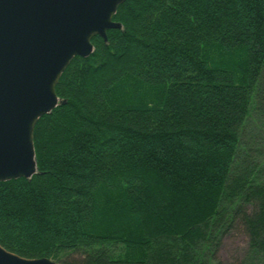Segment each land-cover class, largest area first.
I'll return each mask as SVG.
<instances>
[{"label":"trees","instance_id":"obj_1","mask_svg":"<svg viewBox=\"0 0 264 264\" xmlns=\"http://www.w3.org/2000/svg\"><path fill=\"white\" fill-rule=\"evenodd\" d=\"M114 20L38 119V172L0 181V244L64 264H264V0H125ZM233 232L249 246L225 263Z\"/></svg>","mask_w":264,"mask_h":264},{"label":"water","instance_id":"obj_2","mask_svg":"<svg viewBox=\"0 0 264 264\" xmlns=\"http://www.w3.org/2000/svg\"><path fill=\"white\" fill-rule=\"evenodd\" d=\"M125 0H0V181L38 172V119L64 103L56 86L75 56L94 51L93 37L122 28ZM0 264H64L28 258L0 244Z\"/></svg>","mask_w":264,"mask_h":264},{"label":"rangeland","instance_id":"obj_3","mask_svg":"<svg viewBox=\"0 0 264 264\" xmlns=\"http://www.w3.org/2000/svg\"><path fill=\"white\" fill-rule=\"evenodd\" d=\"M252 125H255L253 130L258 129V127L256 126L258 125V122L252 121L249 129H251ZM248 246V238L245 235L238 232H233L231 234H228L223 239L222 245L219 250V256L225 263H230L234 261V259L243 257L247 252Z\"/></svg>","mask_w":264,"mask_h":264}]
</instances>
